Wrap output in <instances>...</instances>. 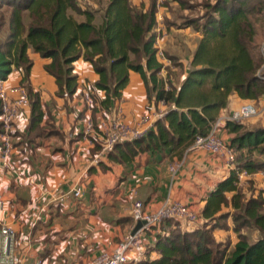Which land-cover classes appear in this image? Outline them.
Returning <instances> with one entry per match:
<instances>
[{
    "label": "trees",
    "instance_id": "16d2710c",
    "mask_svg": "<svg viewBox=\"0 0 264 264\" xmlns=\"http://www.w3.org/2000/svg\"><path fill=\"white\" fill-rule=\"evenodd\" d=\"M198 1L196 10L202 13L183 25L202 38L191 70L177 88L159 77L163 65L155 48L156 0L148 8L133 0H109L102 10L84 8L78 0H0V79L7 80L14 70L22 73L20 84L28 91L31 109L24 141L48 133L40 126L45 113L31 84L30 50L48 61L44 69L56 81L57 96L66 101L79 89L74 64L83 60L93 67L98 75L88 93L93 116L97 110L113 115L132 73L142 77L150 106L158 109L165 102L164 118L146 138L120 143L108 154L121 165L155 151H169L181 160L197 136L210 134L235 96L245 102L264 100V0ZM244 123L225 127L236 166L197 211L200 223L188 229L174 219L164 222L147 236L157 258L132 264H264V190L258 192L252 183L248 195L238 181L239 172H264V126ZM229 221L237 237L234 245L215 237L216 231L230 229ZM245 231L257 232V240L250 241Z\"/></svg>",
    "mask_w": 264,
    "mask_h": 264
},
{
    "label": "crops",
    "instance_id": "0c3cea01",
    "mask_svg": "<svg viewBox=\"0 0 264 264\" xmlns=\"http://www.w3.org/2000/svg\"><path fill=\"white\" fill-rule=\"evenodd\" d=\"M78 2L84 8L102 10L109 0ZM133 3L136 6L144 4L148 8L150 1L133 0ZM159 12L154 33L162 39L158 40L155 48L161 49L169 60L163 64L157 56L163 65L159 77L179 88L191 70L202 35L193 27L173 20L168 7ZM29 53L34 61L31 84L40 94L45 113L40 126L48 133L28 135L29 142L24 141L31 116L30 106L25 108L15 125L13 172H6L0 164V193L6 200L0 222L16 230L18 253L25 259L24 264H35L38 259L44 260L45 264H92L104 251L113 250L130 232L135 200H141L152 212L169 198L199 211L209 193L229 176L232 168L227 166L225 159L207 152L184 154L179 160L169 151H155L122 165L111 162L108 155L100 158V150L83 138L87 110L85 98L90 86L98 80L93 67L83 60L74 64L79 89L72 100L66 101L57 96L56 81L44 69L48 61L41 59L33 50ZM175 76L181 83L177 84ZM21 79L22 73L14 70L7 79V85H21ZM99 96L105 98L102 92ZM245 103L255 104L235 96L229 109L221 112L220 118L230 115ZM156 109L153 104L149 105L142 77L132 73L114 113L122 111L126 121L135 124L143 115ZM91 115L97 123L109 117L99 110ZM220 135L227 142L232 137L225 129ZM174 166H178L176 172L172 171ZM252 183L258 192L264 190L261 172L252 175L241 186L248 195H251L248 190ZM78 186L84 190L83 201L73 196L66 197L64 202L59 200L61 195ZM133 188L137 192L135 195L131 194ZM229 226L233 228L231 222ZM226 235L227 231L215 233L218 240ZM145 243H148L145 250L131 253V261L143 260L147 256L157 258L149 251L150 241L147 239Z\"/></svg>",
    "mask_w": 264,
    "mask_h": 264
},
{
    "label": "built area",
    "instance_id": "2783aa9c",
    "mask_svg": "<svg viewBox=\"0 0 264 264\" xmlns=\"http://www.w3.org/2000/svg\"><path fill=\"white\" fill-rule=\"evenodd\" d=\"M167 1L156 0L157 10L161 11L160 9H164ZM158 16H160V12ZM159 31L163 30L159 29ZM160 39L162 38L156 39V45ZM157 56L163 64L169 62L161 49L157 50ZM0 102L2 105V113L0 115V164L6 172L11 174L13 172L11 160L16 153L14 144L15 125L22 111L30 106V98L28 91L22 85L8 86L7 80L0 79ZM85 104L87 110L84 118L85 128L83 138L91 146L100 150V158L113 152L115 146L120 143L134 142L146 138L148 132L154 128L155 122L164 118L167 112L165 102H161L159 109L143 115L135 124L128 123L122 111L119 110L115 111L107 120L95 123L91 115L94 103L90 96L85 98ZM263 114L264 108L258 109L252 103L241 105L230 115L219 118L208 136H197L192 145L186 150L185 156L207 152L224 158L227 166L233 170L236 166V154L230 149L229 142L220 136L221 131L225 129L228 122H251ZM177 169L178 166L172 167L173 172H176ZM261 174L264 177V172H261ZM251 176L245 171L239 172V186H242ZM136 193V190L133 188L131 194L135 195ZM83 194V188L78 186L68 194L61 195L59 200L64 202L68 196L80 199ZM5 209L6 200L0 193V216ZM132 218L133 225L124 239L113 250H106L96 257L92 264H132L131 253L138 254L141 250H145L148 234L156 232V228L164 222L174 219L190 228L191 225L200 221L197 211L191 206L170 198L154 212L149 211L141 200H135L132 205ZM139 222H144V224L133 234V230ZM193 227L191 226V229ZM18 246L16 230L0 222V264H24L25 259L20 257ZM139 256L140 254L137 257L139 258ZM35 264H45V261L38 259Z\"/></svg>",
    "mask_w": 264,
    "mask_h": 264
},
{
    "label": "rangeland",
    "instance_id": "374dc122",
    "mask_svg": "<svg viewBox=\"0 0 264 264\" xmlns=\"http://www.w3.org/2000/svg\"><path fill=\"white\" fill-rule=\"evenodd\" d=\"M151 1V0H149ZM182 1L184 3H182ZM180 0L179 2L177 0H168L167 3H166V8L168 7V11H170V13L172 14V19L177 21L178 23L180 24H184L186 21H189L191 20L192 18H196V15L198 14H201V10H196V8L198 6L201 5V2L198 1V0ZM177 2V3H176ZM203 4V2H202ZM183 6V7H180V6ZM165 8V9H166ZM181 8V9H180ZM165 9H160L161 12H164ZM184 11H187L186 13ZM159 13V11H158ZM79 19V18H78ZM100 20V18H99ZM163 20L165 21V18L163 17ZM175 79L177 81V84L181 83L180 80L177 79V77L175 76ZM258 109L262 108L263 105H264V102H260V103H255L254 104ZM264 108V107H263ZM262 108V109H263ZM248 128H253L255 126H264V114L261 115L260 117H258L257 119L255 120H252L251 122H246L244 123ZM221 136V135H220ZM244 190H246L244 188ZM83 201L82 198L79 199V201ZM196 211V210H195ZM231 221H229L230 223ZM200 222H196L194 225H191L192 227L193 226H196L197 224H199ZM232 223V222H231ZM220 230L216 231V232H219ZM245 233L248 235V237L250 238V241L254 242L255 240H257V237H258V234L257 232H254V231H245ZM221 239V238H220ZM218 240V239H217ZM218 241H225V242H228V243H231L232 245L236 244L237 242V237L236 235L234 234L233 232V228H230L228 231H227V235L225 237H223L221 240H218ZM148 243H146L147 245Z\"/></svg>",
    "mask_w": 264,
    "mask_h": 264
},
{
    "label": "water",
    "instance_id": "95a60500",
    "mask_svg": "<svg viewBox=\"0 0 264 264\" xmlns=\"http://www.w3.org/2000/svg\"><path fill=\"white\" fill-rule=\"evenodd\" d=\"M143 224L144 222H139L133 230V234H135L143 226Z\"/></svg>",
    "mask_w": 264,
    "mask_h": 264
}]
</instances>
